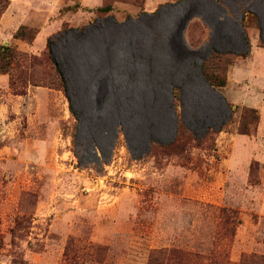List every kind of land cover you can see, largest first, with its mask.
Wrapping results in <instances>:
<instances>
[{"label": "rangeland", "instance_id": "rangeland-1", "mask_svg": "<svg viewBox=\"0 0 264 264\" xmlns=\"http://www.w3.org/2000/svg\"><path fill=\"white\" fill-rule=\"evenodd\" d=\"M9 1L0 45L21 55L0 72V264H173L171 249L264 264V0ZM48 40L82 111L76 144ZM212 50L236 53L207 67L217 91L200 71ZM173 101L195 134L174 138Z\"/></svg>", "mask_w": 264, "mask_h": 264}, {"label": "trees", "instance_id": "trees-1", "mask_svg": "<svg viewBox=\"0 0 264 264\" xmlns=\"http://www.w3.org/2000/svg\"><path fill=\"white\" fill-rule=\"evenodd\" d=\"M4 2L5 3L0 7V16L2 15V13L5 11V9L10 4L9 0H4ZM109 9H110L109 6H100L99 8H97L98 11H104V10H109ZM106 17H102L101 19H105ZM85 29H86V27H82L80 29V31L83 32ZM35 35H36V33L34 32V30L32 28H29L27 25H20L18 27V29L16 30V32L14 33L13 37L15 39L20 38L23 40L30 41V40L34 39ZM245 39L247 41V45H249L248 38H247L246 34H245ZM46 52L48 54V57H49L52 65H53V67L55 68V71H56L60 81H61V86H62L63 92L68 99L70 112L75 116L76 121H77L76 125H75L74 135H73V142L76 144L77 143V134H78V131L80 128L81 120H82V118H81L82 111L77 109L74 105V102H75L74 100H76L75 91L72 88H70V86L68 84V75H67L66 70L60 65V63H58V61H56V59L53 55L51 42L49 40L47 41V44H46ZM20 55H21V53H17L12 48L0 45V72L7 73L10 70V68L12 67L11 65H13L15 62L19 61ZM226 55H236V53L228 52V51L224 52V51L212 50V52L208 55V57L206 59H204L202 61L201 65H200V71H201L203 79L215 91H217V88L223 87L225 85L226 79L218 80L216 76L212 77V74H210L207 71V67H209V65L211 64L212 58L218 57V56H226ZM172 90L173 91L178 90V92L180 91L178 87H173ZM227 105L230 109L231 105L229 103H227ZM172 106H174V108H175V116H176V127H175L176 137H174V138L175 139L177 138V134H179V132H181V130L186 129V130H189L190 132L194 133L188 127V125L183 121V119L181 117V113H177V109H176L174 101L172 103ZM250 112H251L252 117H254V112H256V109H250ZM258 119H259L258 116H255V118L251 119L250 121L247 120L246 118H243L241 120V123H240L239 128H238L239 132L242 134H248L250 132V126L255 124L256 122H258ZM103 124H106V121H104ZM110 124H108V123L106 124L105 129H104L105 132L109 129L114 128V124H111V125ZM102 129L103 128H99L100 131H102ZM208 131L209 130H206L205 132H208ZM106 133L108 134V132H106ZM149 139L150 140H149V144H148V149L152 143H156V144H160V145H166V143H162V142L152 138L151 134L149 135ZM110 142L111 141L109 140L107 146L108 145L110 146ZM91 145L96 146V144L93 142ZM128 148H129V146H128ZM101 151H102V153L104 152L103 150H101ZM75 154L78 158V162L81 164L80 153L78 151H76ZM99 160H100V164L102 165L104 162H107L108 159L106 158V156H104L103 158L100 157ZM94 168L98 169V164L95 163ZM166 256H168L167 259L172 261L173 264H203V262L201 261L202 257H200L199 255L193 254V253H190L187 251H182L179 249L169 250L168 252H166ZM206 264H215V257H211Z\"/></svg>", "mask_w": 264, "mask_h": 264}, {"label": "crops", "instance_id": "crops-1", "mask_svg": "<svg viewBox=\"0 0 264 264\" xmlns=\"http://www.w3.org/2000/svg\"><path fill=\"white\" fill-rule=\"evenodd\" d=\"M13 4V2H11V4H10V6ZM49 8V7H48ZM10 11L8 10V12H5L4 13V15L3 16H7V15H10V17H12L11 16V14L9 13ZM21 18V16L20 15H17V17L15 16V17H12L10 20V23H13L14 21H16V20H18V19H20ZM14 20V21H13ZM44 32H48L47 30H46V28H43V26L41 27V29L38 31V33H44ZM251 44H254V42L253 43H251ZM255 45V44H254ZM253 46V45H252ZM254 47V46H253Z\"/></svg>", "mask_w": 264, "mask_h": 264}]
</instances>
